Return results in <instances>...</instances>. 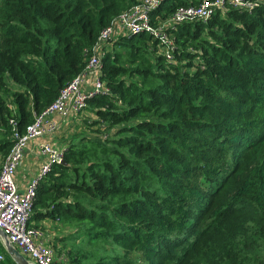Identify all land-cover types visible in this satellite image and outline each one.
Instances as JSON below:
<instances>
[{
	"label": "trees",
	"instance_id": "1",
	"mask_svg": "<svg viewBox=\"0 0 264 264\" xmlns=\"http://www.w3.org/2000/svg\"><path fill=\"white\" fill-rule=\"evenodd\" d=\"M138 1L0 0L4 157L8 119L24 133ZM254 1L167 30L170 62L148 33L104 47L108 94L82 111L98 128L57 143L64 163L39 182L29 224L76 227L70 245L80 236L113 253L72 247L65 264H264V0ZM198 3L161 0L151 25ZM100 126L113 132L100 137ZM0 253V264H15L1 242Z\"/></svg>",
	"mask_w": 264,
	"mask_h": 264
},
{
	"label": "built area",
	"instance_id": "2",
	"mask_svg": "<svg viewBox=\"0 0 264 264\" xmlns=\"http://www.w3.org/2000/svg\"><path fill=\"white\" fill-rule=\"evenodd\" d=\"M161 0H139L137 4L121 13L104 28L91 47L83 70L68 82L56 99L40 114L34 116L24 133H20L17 121L8 119L9 140L12 143L0 169V231L7 241L32 264H65L63 255L57 258L43 230L29 224L32 205L39 182L51 171L55 164L63 161L65 147L52 142L63 126L77 117L86 107L87 100L108 89L101 81V58L104 47L112 40L128 35L148 33L158 40L166 60H172L173 38L167 30L175 26L197 20L205 21L219 9L227 7L250 11L254 0H199L197 5L178 7L172 15L159 23L151 25L150 14L159 6ZM0 123V131H2ZM34 152L40 161L36 174L20 183L18 170L26 155ZM3 256L0 255V261Z\"/></svg>",
	"mask_w": 264,
	"mask_h": 264
},
{
	"label": "rangeland",
	"instance_id": "3",
	"mask_svg": "<svg viewBox=\"0 0 264 264\" xmlns=\"http://www.w3.org/2000/svg\"><path fill=\"white\" fill-rule=\"evenodd\" d=\"M105 48L109 49L108 44H107V46H105ZM86 120H88V122ZM93 120H96V118L93 115H91L89 112H87V111L82 112L80 115V118H76V119L71 120L70 122L66 123V125L63 126V128H61V130L54 137H52V142H56V143L61 144L62 140L69 139L70 136H72V135H74V136L77 135L74 139H71L74 142H77L82 136H84L86 134H89V135L94 134L91 132L96 130L98 127L97 126H94V127L89 126L88 127V124L93 122ZM100 127L102 130V132L98 134V136H100V137H104V136L109 135L113 132L112 130L108 131V132L104 131V128H102V126H100ZM90 136H92V135H90ZM95 136H96V134H95ZM67 141H69V140H67ZM5 158H6V156L4 157L0 153V169L4 163ZM21 173L23 174L24 172H21ZM72 230H76V227L69 230L68 234L65 236V237H67V242L64 244H67V245L63 250H62V247H58V246L56 247L52 243V246H54L53 250L56 253L57 258L62 257L63 255H65V253L67 254V250L69 251V249L72 247L73 248L81 247L82 249H97L98 250L97 254H99V255L105 254V253H111V254L113 253L109 246H105L104 244L99 243V242L96 244H92V247L87 246L84 242V239L80 236H79V239L77 241H75L74 246L70 245L71 241H72V238H70V234L74 233V231H72ZM44 235L47 238V240L49 241L50 240L49 237L46 234H44ZM49 243H50V241H49ZM73 248H72V250H73ZM59 253H61V254H59ZM25 257L27 258V260H29V258L27 256H25Z\"/></svg>",
	"mask_w": 264,
	"mask_h": 264
},
{
	"label": "crops",
	"instance_id": "4",
	"mask_svg": "<svg viewBox=\"0 0 264 264\" xmlns=\"http://www.w3.org/2000/svg\"><path fill=\"white\" fill-rule=\"evenodd\" d=\"M31 152L26 155V158L18 170V179L20 183H25V179L36 174L40 161L37 159L35 154ZM21 172H24L23 174ZM37 228L43 230V232L49 237L50 243L55 245L56 247H62L63 243L60 242L62 238H64L68 234V229L63 228L59 222H54L48 219L41 220L39 222L34 223ZM1 244L3 245V241L0 239ZM4 247V246H3ZM5 250V248H4ZM6 252V251H5ZM3 256V260L5 262L6 256L3 253H0ZM8 255V254H7ZM2 260V261H3ZM12 260V259H11ZM13 261V260H12ZM29 263V262H28ZM32 264V263H29Z\"/></svg>",
	"mask_w": 264,
	"mask_h": 264
},
{
	"label": "water",
	"instance_id": "5",
	"mask_svg": "<svg viewBox=\"0 0 264 264\" xmlns=\"http://www.w3.org/2000/svg\"><path fill=\"white\" fill-rule=\"evenodd\" d=\"M61 163H64V161H62ZM0 239L3 241V246L5 248L6 253L15 264H29L26 258L17 249H15L12 245L9 244L6 239V236L1 231Z\"/></svg>",
	"mask_w": 264,
	"mask_h": 264
}]
</instances>
